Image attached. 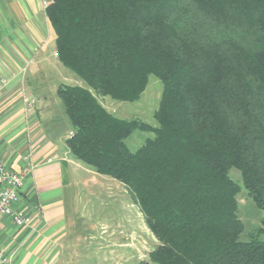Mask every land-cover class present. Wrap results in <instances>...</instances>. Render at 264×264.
<instances>
[{
	"label": "trees",
	"instance_id": "obj_1",
	"mask_svg": "<svg viewBox=\"0 0 264 264\" xmlns=\"http://www.w3.org/2000/svg\"><path fill=\"white\" fill-rule=\"evenodd\" d=\"M77 160L124 183L159 240L137 264H264V214L250 240L242 186L264 213V0H53L46 8ZM163 83L156 125L100 96L136 101ZM136 130L155 133L136 151ZM235 168L241 183L231 174Z\"/></svg>",
	"mask_w": 264,
	"mask_h": 264
},
{
	"label": "crops",
	"instance_id": "obj_2",
	"mask_svg": "<svg viewBox=\"0 0 264 264\" xmlns=\"http://www.w3.org/2000/svg\"><path fill=\"white\" fill-rule=\"evenodd\" d=\"M56 42L44 0H0V157L20 172L29 150L33 164L21 191L33 221L19 226L5 216L0 248L10 264H131L133 193L77 160L68 118L39 99L43 82L62 72Z\"/></svg>",
	"mask_w": 264,
	"mask_h": 264
},
{
	"label": "rangeland",
	"instance_id": "obj_3",
	"mask_svg": "<svg viewBox=\"0 0 264 264\" xmlns=\"http://www.w3.org/2000/svg\"><path fill=\"white\" fill-rule=\"evenodd\" d=\"M61 62V61H60ZM62 72H58L57 69L54 70V74L48 81H44L43 84L46 86L42 89L43 92H46V97L39 96V99L46 104L48 111H54L55 113L64 114L65 106L61 98L57 93V88L61 83H70V84H85L82 79H80L74 72L69 68L61 64ZM63 71L65 72L64 74ZM163 83L155 75L150 76L149 83L147 88L143 92L140 99L136 101H119L113 99L109 96H100V100L103 102L105 107L117 116L123 118H137L142 121H145L149 124L156 125L157 121L154 117L155 111L158 109L159 101L162 96ZM45 98V99H44ZM61 128L56 126V131ZM63 128V129H62ZM60 129L62 134H68L69 129L65 126H62ZM72 132L70 133V135ZM155 133L153 131H144L136 130L131 136L128 137L127 144L132 151H136L141 147L148 138L154 137ZM232 176L241 183L240 173L237 169L233 168L231 170ZM134 202L137 203L134 195ZM238 200L241 208V218L244 222L245 230L242 234V239L250 240L251 234L254 232V229L260 225L261 218L263 216V211L257 207L256 203L252 197L248 194L247 189L242 186V191L238 196ZM118 203L117 205H119ZM138 204V205H137ZM133 206V222L132 225V240L128 242L132 243L133 255L131 264H137L140 260L146 259L149 257L153 249L158 245L159 240L154 234V232L149 227L146 216L142 211L139 203ZM119 207V206H118ZM122 208V207H121ZM118 209V208H117ZM118 213L123 214V211L119 209ZM129 225L127 224V227ZM260 238L264 239V236Z\"/></svg>",
	"mask_w": 264,
	"mask_h": 264
},
{
	"label": "built area",
	"instance_id": "obj_4",
	"mask_svg": "<svg viewBox=\"0 0 264 264\" xmlns=\"http://www.w3.org/2000/svg\"><path fill=\"white\" fill-rule=\"evenodd\" d=\"M53 0H44V5L47 6ZM32 102H29L31 105ZM26 158L30 164L23 171H15L10 169L4 160L0 157V221L5 216H10L11 219L19 226L29 225L33 221L32 215L28 214L25 208L21 206V191L25 183L26 173L32 168V154L28 150ZM12 255H7L0 248V262L10 264Z\"/></svg>",
	"mask_w": 264,
	"mask_h": 264
}]
</instances>
